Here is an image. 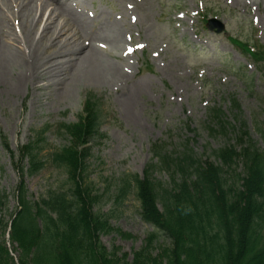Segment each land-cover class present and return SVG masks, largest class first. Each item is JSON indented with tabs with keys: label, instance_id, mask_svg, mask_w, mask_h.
Here are the masks:
<instances>
[{
	"label": "rangeland",
	"instance_id": "374dc122",
	"mask_svg": "<svg viewBox=\"0 0 264 264\" xmlns=\"http://www.w3.org/2000/svg\"><path fill=\"white\" fill-rule=\"evenodd\" d=\"M0 1L3 7L9 6V0ZM86 1L89 3V0ZM151 1L168 5L165 9L167 16L162 19L149 5L143 21L145 24H152L153 43L157 42L159 46L162 42L173 40V36H170L172 19L169 6L174 4L173 0ZM195 2L196 4L202 2L204 9H208L218 18H222L223 9L226 11V16H233L236 13L241 16L240 21L229 24L228 32L232 37H239L242 41L250 39L252 10L249 8L253 7L252 9L258 11L264 9L255 4H243L240 7L247 9L244 14L229 0H195ZM186 4L188 9L196 10L192 0H186ZM84 7L90 8L91 4H86ZM107 8L113 9L111 6ZM120 8L123 6L117 5L118 11ZM103 12L100 11V14ZM252 13L258 16L256 11ZM10 14L9 12V16ZM98 17L97 23L89 25L87 29L99 26L102 32L98 34L109 35L114 27L111 23L113 19L104 15ZM122 28L121 22L118 32ZM26 34L28 40L34 41L32 32L26 31ZM259 40L264 44V31ZM212 42L210 49L206 44L201 43V46H198L193 43L207 53L203 55V59L201 55L194 53L192 47L187 48L188 53L186 50L175 57L172 56L177 54V51H168L167 57L172 58L156 59L160 70L155 69L153 74L143 73L136 77L122 92L117 81L108 77V72L99 74V79L95 81L88 80V77L84 76L87 72L79 76L77 74L76 77L81 80L78 82L72 76L73 72L70 74L71 71L68 70L70 79L67 85L63 86L57 85L63 80L53 74L47 77L44 83L48 86L46 89H36L35 86L43 85L39 82L40 77H37L34 83L17 89L13 85L15 80L12 72L6 76L0 74V132L8 137L11 147L17 150L31 137L33 138L34 133L52 125L53 127L46 134L47 145L40 153V157L45 161L49 146L50 149L55 147L63 150V156L59 161L60 167L49 168L45 165V168L36 175L22 177L19 176L16 167L12 168L9 158L2 150L0 137V193L9 196V199L3 200L4 206L0 207V221H3L0 223V247L6 249L15 263H19L22 251L17 249L16 243L8 234L7 226L20 211L19 203L14 198L15 192L19 197L20 194L27 192V200L36 211L40 210L41 202L51 203L53 198L63 194L68 196L69 202H73L76 200L73 194L79 192L83 194L85 201L82 209L86 211L87 222H93L94 218L100 216L105 218L103 219L107 224V229L101 232L94 223L89 224L91 251L104 249L107 253L118 257L122 264H133L136 255L146 248L149 236L154 234L155 239L146 259L150 264H169L170 260H165L166 257L161 252L166 251V254L173 256L178 246L169 232L164 229L154 232L153 225L143 219L145 212L143 202L153 206L158 214H164L163 204L156 200V195L150 196L154 187L158 186L160 189H157L161 190L162 185L168 194L177 196L182 188H189V193L193 194L195 184L188 180L186 186L180 185L183 183V178H174L169 171L147 173V168L156 164V161L151 160V148L155 144L164 143L173 150L190 141L189 150L193 152L194 158L204 162L202 168L209 166L211 171L212 153L228 146V141L231 145L234 144L235 140L233 133L227 137L211 133V129L213 127L217 129L218 126L211 120L210 109L217 106L227 122L232 123L231 99L235 98L241 107L240 118L247 121L251 138L264 151V140L255 132L253 125L257 120L264 127V68L259 70L257 66L260 65H255V68L251 65L253 71L247 70L246 62L250 58L231 41L225 40L221 43L220 37H214ZM252 43L256 41L252 39ZM171 44L173 43H170V48H173ZM45 47L47 48V42L42 39L39 47L41 53L44 52ZM69 48L65 46L62 50L66 51ZM243 62H245L244 67L240 69ZM98 69L93 68V72L97 74L102 70ZM14 71L17 73L19 69ZM27 91L31 92L28 111L21 113L17 101L18 94ZM86 94L104 97L108 105L103 111L104 114L108 112V117L102 121L98 135L86 138L85 146L80 147L73 136L68 138L64 134L59 137L56 134L55 122L61 117L62 110L68 106L77 107ZM34 98L35 100L39 98L38 102L34 101ZM71 118L72 115H69L68 119ZM81 149H85L82 155ZM178 150L184 151L183 147ZM208 160L209 163H205ZM25 163L24 158H21L20 168ZM237 165L238 163L235 167H238ZM241 167L242 165H239L238 169ZM232 171L230 170L229 173L235 176ZM129 176H138L140 187L121 201L117 194L118 188L123 186V180ZM173 179H176V185H173ZM21 180L24 183H21ZM242 205L241 211H244L245 206L243 203ZM47 211L50 214H57V208L54 206ZM71 213L73 214V211ZM257 246L252 252L255 255L264 251V238ZM89 249L87 247V250L78 253V257L75 258H83ZM66 257L73 259L71 254ZM171 260L174 264H182L184 256L179 255L177 262ZM249 264H256V261L252 260Z\"/></svg>",
	"mask_w": 264,
	"mask_h": 264
},
{
	"label": "trees",
	"instance_id": "16d2710c",
	"mask_svg": "<svg viewBox=\"0 0 264 264\" xmlns=\"http://www.w3.org/2000/svg\"><path fill=\"white\" fill-rule=\"evenodd\" d=\"M214 158L215 166L211 164V171L209 166L205 169L198 164L200 170L190 174H195L193 194L189 193V188H182L177 196H172L154 187L150 196L156 195L165 213L158 214L153 206L143 202V217L174 238L178 248L173 256L161 252L165 260H170L169 264H174L171 259L177 262L179 255L184 256L182 264H249L252 260L264 264V251L258 255L252 253L257 246L255 239L261 233L259 222L264 221V159L251 142L240 152L231 145L215 153ZM237 163V166L242 164L244 175L226 176L224 171L238 172ZM193 166L183 161L175 163L182 175H187ZM137 182L140 185L136 178ZM123 183L117 192L121 200L132 186L128 179ZM238 183L240 188L237 190ZM76 195L80 202H85L81 193ZM21 201L25 215L19 218L12 231L13 239L22 251L20 264H122L118 257L104 249L91 251L89 224L94 223L100 232L105 231L104 217L97 216L88 223L84 209L76 208L72 214L73 205L65 195L53 198L51 203L44 202L48 208H57L56 220L43 209L35 214L24 195ZM242 203L244 211H241ZM39 220L43 229L38 227ZM154 239L155 235L149 236L146 248L136 255L133 264H150L146 256ZM87 247L89 252L83 258H75ZM68 254L73 259L67 258ZM12 261L6 250L0 248V264H14Z\"/></svg>",
	"mask_w": 264,
	"mask_h": 264
},
{
	"label": "bare ground",
	"instance_id": "6f19581e",
	"mask_svg": "<svg viewBox=\"0 0 264 264\" xmlns=\"http://www.w3.org/2000/svg\"><path fill=\"white\" fill-rule=\"evenodd\" d=\"M46 5V4H45ZM33 8V4H32V1H25L24 4H23V10L27 11L28 12V15L30 14V10ZM46 8V6L44 7ZM42 12V11H41ZM60 12L61 10H54L49 18H48V21L49 20H53L57 17L60 16ZM56 13V14H54ZM55 17V18H53ZM22 19H24V17L22 16ZM33 24H35V22H32ZM49 28H50V24L48 25ZM64 30V27H62V31ZM50 37H52L54 35V33L50 30L49 34ZM85 49V48H82L81 47V51ZM94 48H92V50H89L87 52H85L79 59H78V63L82 62V60H86L88 58H90V56L98 51H96L95 49L93 50ZM18 61V58L11 55V54H8L5 50L1 49L0 48V70L2 72H6L14 63H16ZM99 65H102V64H99ZM96 69H98V66H96ZM115 69V68H114ZM87 74H85L84 76L85 77H88V80H92V81H95L97 80V78L99 77V73L95 74L93 72V69H92V65H91V62L89 63V65L87 66L86 70ZM81 74L83 75V73L81 72ZM99 79V78H98ZM91 82V81H90Z\"/></svg>",
	"mask_w": 264,
	"mask_h": 264
}]
</instances>
